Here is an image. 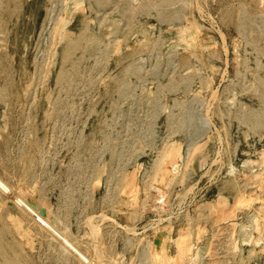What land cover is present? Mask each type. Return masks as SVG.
Returning a JSON list of instances; mask_svg holds the SVG:
<instances>
[{
	"label": "rangeland",
	"instance_id": "1",
	"mask_svg": "<svg viewBox=\"0 0 264 264\" xmlns=\"http://www.w3.org/2000/svg\"><path fill=\"white\" fill-rule=\"evenodd\" d=\"M145 1L103 0L99 7L89 6L88 27L92 39L99 42L101 57L87 63L73 88L63 91V109L46 125L32 120L29 103L36 98L33 88L38 79L32 74L27 84L26 70L29 65L39 70L38 75L46 70L55 47L53 30L63 17L64 4H47L37 34L34 31L27 38L31 44L26 39L20 43L21 53L20 46H13L12 34L0 37V57L16 48V56L29 63L0 103V142H5V159L11 169L10 190H0V218L11 216L15 204L22 208V228L12 219L8 229L16 228L12 240L21 243L31 264H147L148 244L154 239L155 248L167 244L171 256L167 264H264V0H169V6L162 0ZM20 4L23 7L24 2ZM126 12L134 17L143 14L144 20L128 27ZM157 14L163 15L162 22L155 20ZM179 31L199 42L208 65L191 56L190 48L177 44L174 37ZM130 53L132 67L113 74L131 85L128 94L116 105L108 128L91 134V140L84 138L81 132L95 118L99 87L111 72L107 57ZM14 64L6 63L9 68ZM1 78L0 86L12 84L7 76ZM167 82L175 86L173 97L163 99L158 93ZM14 95L22 96L21 100L15 103ZM249 105L256 110L259 123L255 136L239 122L244 123V108L248 110ZM220 111L224 118L237 117L243 126L238 134L225 119L221 121ZM158 120L167 123L155 139ZM38 133L43 137L39 134L38 139ZM32 146L36 148L33 168L23 187L18 173L28 166L24 158ZM79 151L84 164L78 166L73 157ZM166 151L179 153L174 156V170V161L164 157ZM49 189L60 190L62 195L51 197ZM146 193L153 202V206L147 202L150 210L144 206ZM64 194L76 196L73 213L68 215L75 240L69 257L58 245L62 230L41 227L56 211L58 218L63 216ZM179 242L187 249L177 251Z\"/></svg>",
	"mask_w": 264,
	"mask_h": 264
},
{
	"label": "bare ground",
	"instance_id": "2",
	"mask_svg": "<svg viewBox=\"0 0 264 264\" xmlns=\"http://www.w3.org/2000/svg\"><path fill=\"white\" fill-rule=\"evenodd\" d=\"M3 2V0H1ZM55 1H60L62 2V4H64L63 7V17L57 22L56 26L54 27L53 30V36L51 39H54V41L52 40V42H55V47L53 48V46H51L53 49L50 51V55L48 56V60L46 63L47 67L46 70L43 71V73H40L38 75V71L35 67H33L32 65H29V63H27L28 61L21 59L19 56H16V53L14 52L16 50V48L13 50V52H11L12 54L7 55L9 53H7L6 57L3 58L2 53H1V57L2 59H0V75L2 74L7 76L11 81L9 82V84L4 85V86H0V103L3 101L4 98H6L8 96V88L9 86L13 85V83H16V79L18 78V76L26 70V64L27 66L29 65V68L27 67V84H29V79L31 78V75H36L37 79H38V84L35 86V89L33 88V95L36 97L31 99L30 103H29V107H31L33 109V121L39 123L38 125L44 123L45 122H51L54 116L58 117V114L62 111L63 109V105H62V98H63V91L66 89H71L74 86L75 81L77 80V78L79 76H81L85 71H84V67L86 66L87 63L91 62V60L98 61L99 58L101 57V51H100V46H99V42L97 40L92 39L91 35H90V30L89 27L90 25L88 24V17H90L89 15L91 14V12L89 11V6H93V7H99V5L101 4V2H103V0H5L3 2V4L1 3L0 5V37H4V38H8L11 34L13 35V46L17 47L20 46V53H21V45L20 43H22V40L26 39L28 41V36H30L32 34V32L34 33V31L36 32L38 27L40 28L41 26H39L40 24V15L43 14V11L45 9H47V4L50 2H55ZM145 1V0H144ZM165 5H168V3L170 4L169 0H162ZM24 2V5H22L23 7H21L20 3ZM146 2V1H145ZM51 3V4H52ZM104 3V2H103ZM150 4V3H149ZM144 5V4H143ZM169 6V5H168ZM51 7V6H50ZM62 7V6H61ZM84 7V10H83ZM143 8V7H142ZM151 13H154V11H152V9H150ZM169 10V9H168ZM47 11V10H46ZM45 11V13H46ZM148 11V10H147ZM139 12V11H138ZM137 12V13H138ZM149 12V14H151ZM159 12V11H157ZM42 13V14H41ZM127 14V20H126V24L128 27H132L134 25H137L141 22V20L143 21L144 19H142L143 14H141V16L138 17H134L132 16L129 12H126ZM146 14V11H145ZM156 14V13H154ZM153 14V16H154ZM147 16L148 13L146 14ZM45 16V14L43 15ZM152 16V17H153ZM161 14H157L155 17V20H161ZM46 17V16H45ZM151 17V19H152ZM43 18V17H42ZM145 18V17H144ZM169 18V16H168ZM170 18H171V14H170ZM105 19V18H104ZM146 19V18H145ZM150 19V18H149ZM148 19V20H149ZM154 19V17H153ZM166 19V18H165ZM154 20V22H155ZM42 21V20H41ZM44 21V20H43ZM163 20H161L162 22ZM50 22V21H49ZM152 22V23H154ZM42 23V22H41ZM109 23V21H108ZM158 23V22H157ZM46 24V23H45ZM88 24V25H87ZM110 24V23H109ZM108 24V25H109ZM143 24V23H142ZM163 24V23H160ZM165 24V23H164ZM186 24V23H185ZM43 25V23L41 24ZM198 25V24H197ZM89 26V27H88ZM113 27V25H111ZM46 27V25H45ZM110 27V26H109ZM138 27V26H137ZM186 27V26H185ZM197 27V26H195ZM239 28V26H237ZM236 27V28H237ZM136 28V27H135ZM140 28V27H139ZM199 28V26H198ZM130 29V28H128ZM185 29V28H184ZM44 30V29H43ZM92 30V29H91ZM133 31V29H130ZM129 30V31H130ZM141 30V29H140ZM144 30V29H143ZM42 31V30H41ZM142 31V30H141ZM148 31V30H147ZM186 31V30H185ZM234 31H237V29H235ZM133 32H137L136 30ZM139 32V31H138ZM149 32V31H148ZM239 33V31H237ZM112 33V32H110ZM145 33V32H144ZM187 33V32H186ZM237 33V34H238ZM37 34V32H36ZM143 34V33H142ZM133 35V34H132ZM139 35V33L137 34ZM146 36V34H144ZM143 35V36H144ZM152 35V34H151ZM36 36V35H35ZM160 36V35H159ZM11 37V36H10ZM33 37V36H32ZM38 37V36H37ZM51 37V36H50ZM11 38V39H12ZM141 38V37H140ZM160 38V37H159ZM178 40L179 45L183 46L185 49L186 48H190L191 49V53L194 55H191L197 59H199V61L203 62L205 59L202 56V52H201V47L199 45V42L195 39H193V36H188L185 34L184 31H179L176 34V37ZM31 39V37H30ZM35 39V38H34ZM146 39V37H145ZM145 41V40H144ZM6 42H10L9 40ZM29 42V41H28ZM27 42V43H28ZM138 42L140 45V43L142 41H136ZM31 44V42H29ZM144 43V42H143ZM146 43V42H145ZM176 43V41H175ZM29 44V45H30ZM39 44V43H38ZM52 44V43H51ZM137 44V43H136ZM147 44V43H146ZM145 44V45H146ZM137 45V47H138ZM148 45V44H147ZM146 45V46H147ZM155 46H158L155 45ZM174 46V45H173ZM143 47V46H142ZM141 47V48H142ZM149 47V46H148ZM147 47V48H148ZM6 48V47H5ZM18 48V49H19ZM117 48V47H116ZM139 48V50L141 49ZM145 48V49H147ZM36 49V48H35ZM33 48V50H35ZM154 49V48H153ZM163 49V48H162ZM178 49V48H177ZM182 49V48H181ZM180 49V50H181ZM41 50V49H40ZM121 50V49H120ZM1 51V50H0ZM12 51V50H10ZM47 51V50H46ZM138 51V50H137ZM142 51V50H141ZM140 51V52H141ZM162 51V50H161ZM170 51V50H169ZM168 51V52H169ZM172 51V50H171ZM179 51V50H178ZM184 51V50H183ZM182 51V52H183ZM190 51V50H189ZM19 52L17 53V55L19 54ZM126 52V51H125ZM139 52V51H138ZM137 52V53H138ZM139 52V53H140ZM143 52L144 48H143ZM167 52V53H168ZM14 53V54H13ZM25 53V52H24ZM27 53V52H26ZM25 53V54H26ZM29 53V52H28ZM133 53V52H132ZM135 53V52H134ZM138 53V54H139ZM142 53V52H141ZM190 52L186 53L187 54ZM5 54V53H4ZM38 54V53H37ZM123 54V53H122ZM137 54V55H138ZM178 54H180L178 52ZM184 54V53H183ZM21 55V54H20ZM143 55V54H142ZM140 55V56H142ZM165 55V54H164ZM28 56V55H27ZM26 56V57H27ZM37 56V55H36ZM131 53L130 56H123L122 58H115L111 59L110 57H107V64L109 65L111 72L104 77L105 79L102 80L103 84L99 87L100 90V100L97 104H95L94 108H93V113L95 115V118L91 120V122L86 126V128L83 130L84 133L81 132V136H83L84 138H88L89 136L93 133L98 132L97 130L102 131L103 129L101 128H108V120L111 117L116 105L119 103V101L125 97L128 94V89L131 85H125L123 84V82H120L121 79L118 75V78H113V74H119L121 71H125V70H129L132 66H131V61L130 58H132ZM189 56V55H188ZM0 57V58H1ZM18 57V58H17ZM182 57V56H181ZM136 58V57H134ZM184 58V57H183ZM190 59V57H189ZM195 60V59H194ZM8 61H14V67L11 66V68H9L6 63ZM133 61H135L133 59ZM193 61V60H191ZM207 61V59H206ZM204 61L207 64V62ZM106 62V61H105ZM159 62V61H158ZM203 62V63H204ZM17 63V64H16ZM194 63V62H193ZM40 64V63H39ZM45 64V66H46ZM161 64V63H160ZM183 64V63H182ZM188 64V63H186ZM88 65V64H87ZM155 65V64H154ZM192 65V63H191ZM199 65V64H198ZM205 65V64H203ZM134 66V65H133ZM160 65L154 66L156 68H160L158 67ZM198 67V66H197ZM89 68V67H88ZM86 69V68H85ZM90 69V68H89ZM109 69V70H110ZM108 70V71H109ZM132 70V69H131ZM159 70V69H158ZM157 70V71H158ZM134 71V69H133ZM133 71H131L133 73ZM129 72V71H128ZM130 72V73H131ZM136 72V71H135ZM129 73V74H130ZM159 73V72H158ZM135 74V73H133ZM88 75V74H87ZM86 75V76H87ZM1 76V77H2ZM23 76V75H22ZM161 76V75H160ZM0 79H3L1 78ZM20 77V76H19ZM24 78V77H22ZM84 78V77H82ZM195 78V76H194ZM192 77V79H194ZM158 82H163L162 80H160V78H157ZM156 79V80H157ZM202 79V78H201ZM5 80V78H4ZM22 79H20L21 81ZM177 80V78H176ZM181 79H178V82ZM186 80V79H184ZM190 80V79H189ZM196 80V79H194ZM198 80V79H197ZM209 80V79H208ZM188 81V80H187ZM191 81V80H190ZM203 81V79L201 80ZM205 81V78H204ZM203 81V82H204ZM5 82V81H4ZM22 82V81H21ZM157 82V81H156ZM171 82V81H170ZM177 81H174L172 83L176 84ZM182 82V80L180 81V83ZM186 82V81H184ZM189 82V81H188ZM187 82V83H188ZM210 82V81H209ZM35 83V81H34ZM164 83V82H163ZM171 83V84H172ZM205 83V82H204ZM203 83V84H204ZM211 83V82H210ZM26 84V83H25ZM174 84H172L171 86L167 84L168 86H161V83L159 84L162 88L159 91V96L164 99V97L170 96L169 98H172L173 96L171 94H173V89L175 88ZM178 84V83H177ZM191 84V83H190ZM193 84V83H192ZM1 85V83H0ZM34 85V84H33ZM184 85V84H182ZM206 88H208V85L205 83L204 84ZM207 85V86H206ZM210 85V84H209ZM25 87V85L23 86ZM32 86H30L29 88H31ZM53 88L55 91H50L49 88ZM98 86H96L97 88ZM158 87V84H157ZM181 86H179L180 88ZM183 87V86H182ZM160 88V87H159ZM185 88V86H184ZM184 88L182 89V91L184 90ZM205 88V89H206ZM27 89V88H26ZM29 90H32L29 89ZM208 90V89H207ZM10 91V90H9ZM158 91V90H157ZM156 91V92H157ZM178 91V90H177ZM180 91V90H179ZM13 92V91H12ZM22 94V93H21ZM24 95V94H22ZM172 96V97H171ZM177 96V94H176ZM22 97V96H21ZM19 95H14L12 98L16 103V100H21V98ZM159 97V98H160ZM166 98V99H167ZM174 99V98H173ZM123 100V99H122ZM174 100H171V102ZM245 104V103H244ZM239 105V104H238ZM241 105V104H240ZM243 105V104H242ZM18 106V105H17ZM221 106V105H220ZM180 107V106H179ZM222 107V106H221ZM242 107V106H241ZM247 107V105H246ZM62 108V109H59ZM181 109L184 108L183 106L180 107ZM239 108V107H238ZM244 108V107H243ZM221 110V109H220ZM239 110V109H238ZM241 110V109H240ZM245 111H247V113L243 116H245L244 118V123L243 120L239 121L242 122V124L246 125V128L248 129V134H250V136H253L257 127L259 126V123L256 121L255 118V114H256V110L253 107H250V105L248 106V110L244 108ZM243 110V111H244ZM31 111V110H30ZM224 111V110H223ZM222 111V112H223ZM244 111V112H245ZM32 112V111H31ZM30 112V113H31ZM221 112V111H220ZM221 112L220 115V119L221 121L225 119V121H227L228 124H231L230 129L233 130L235 132V134H238V130L239 128L243 127L240 126L241 123H239L237 120H235L234 118H230V117H226L224 118V114ZM3 113V112H2ZM58 113V114H57ZM225 113V112H224ZM218 114V113H217ZM2 116V115H1ZM93 116V115H92ZM174 116V115H171ZM219 115H217L218 117ZM225 116H227L225 114ZM229 116V115H228ZM3 117V116H2ZM1 117V118H2ZM235 117V116H233ZM91 118V117H90ZM90 118L88 119L90 121ZM159 117H157L158 119ZM169 118V117H168ZM167 118V119H168ZM173 118V117H172ZM3 119V118H2ZM155 119V117H154ZM155 119V120H157ZM165 119V118H163ZM166 119V120H167ZM57 120V118H56ZM87 120V121H88ZM159 120H162L159 118ZM156 124L155 128H156V138L158 139V132L161 128V126L164 127V125L166 126L167 121H160ZM169 120V119H168ZM174 120V119H172ZM1 121V120H0ZM224 122V121H223ZM86 123V122H85ZM170 123V122H169ZM172 123V122H171ZM185 123V121H184ZM174 124V123H173ZM171 124V125H173ZM180 126L182 125V123H177ZM176 124V125H177ZM225 124V123H224ZM46 125V124H45ZM84 125V123H83ZM168 126H170L169 124H167ZM185 125V124H184ZM191 125V124H190ZM226 125V124H225ZM177 126V127H180ZM227 126V125H226ZM6 127V126H5ZM4 127V128H5ZM38 127V126H37ZM45 127V126H44ZM81 127V126H80ZM182 127H184L182 125ZM181 127V128H182ZM186 127V126H185ZM184 127V128H185ZM188 127V126H187ZM7 128H10V125H8ZM174 128V127H172ZM180 128V129H181ZM39 129V128H38ZM178 129V128H177ZM245 129V128H243ZM2 130L3 128L0 126V137L2 134ZM79 130V129H78ZM81 131V130H80ZM241 131V129H240ZM246 131V132H247ZM43 133V132H42ZM42 133H38L41 134ZM160 133V132H159ZM80 134V133H79ZM78 134V136H79ZM98 136L101 133H97ZM37 135V136H38ZM40 135L38 136L41 137ZM77 136V137H78ZM88 136V137H87ZM255 136V135H254ZM43 137V136H42ZM81 137V138H83ZM92 139V136L90 137ZM87 139V141H88ZM89 139V140H91ZM85 140V139H84ZM12 142V141H11ZM83 142V141H82ZM7 144V143H6ZM74 148V147H73ZM93 149V148H92ZM96 149V148H95ZM36 148L35 146L32 148H30L29 152H27L25 154V158L24 161L25 163L28 162V166H26L24 169H20V172L18 173L21 184L24 187V183L25 180L28 176V174L31 172L32 168H33V153H36ZM72 150V149H71ZM79 150V149H78ZM91 150V149H90ZM82 151V150H81ZM76 152L74 158L75 163L79 166V164H84V163H80L81 162V156H82V152ZM112 151V150H111ZM110 152V151H109ZM108 152V153H109ZM95 153V152H94ZM111 153V152H110ZM114 153V152H113ZM69 154V153H68ZM91 154V153H90ZM97 154V152H96ZM107 154V153H106ZM179 154L178 151L176 153H172V152H165L164 153V157H168L170 161H174L172 166H173V170L175 169L174 167V163L175 162V158L174 156ZM0 155L3 156V161L0 162V190H5V191H9L11 188V174H10V170L9 166H8V162L6 161V157H7V149L5 147V142H0ZM95 155V154H93ZM113 155V154H112ZM90 156V155H89ZM88 156V157H89ZM92 156V155H91ZM90 156V158H91ZM105 156V154H104ZM68 157V156H67ZM72 157V155H71ZM95 157V156H94ZM188 157V156H187ZM201 157V156H200ZM81 158V159H80ZM93 158V156H92ZM197 158V156L195 157ZM108 159V156H107ZM112 159V158H111ZM167 159V158H166ZM199 159V157L196 159V161ZM202 159V158H200ZM68 160V158H67ZM71 160V159H70ZM69 160V161H70ZM72 161V160H71ZM106 161V160H105ZM110 161V160H109ZM73 162V161H72ZM74 163V164H75ZM107 163H109L107 161ZM199 163V160L198 162ZM75 164V165H76ZM81 166V165H80ZM84 167V166H83ZM162 165L160 164L158 170H162ZM78 168V167H77ZM80 168H78L77 171H79ZM82 170V169H81ZM184 170V169H183ZM167 173V172H166ZM170 173V172H169ZM172 173V172H171ZM174 173V172H173ZM168 174V173H167ZM100 176V175H99ZM173 178V177H172ZM62 179V178H61ZM170 180V179H169ZM125 185V184H124ZM22 187V190L24 191L25 188ZM60 191V190H59ZM58 190L55 189H49V196L56 198L57 196H61L62 193H60ZM65 191V190H64ZM68 191V190H67ZM18 193V192H17ZM147 194V193H146ZM145 194V195H146ZM13 195V194H12ZM14 196V195H13ZM25 196V195H24ZM28 196V195H27ZM56 196V197H55ZM147 197L145 198L144 201V196H143V201H144V206H147V202H151L152 205V198L150 199V196L148 197V194L146 195ZM43 197V196H42ZM44 198V197H43ZM42 198V199H43ZM61 199V198H60ZM63 199V198H62ZM76 200V196L72 195V194H64V201H65V208L63 211H61L62 213V217L57 216V212L60 213L59 211H56V213H54L53 215L47 216L41 223V227L46 230V231H52L55 229H61V239L59 242V246L61 247V250H63V252L69 257L72 255V250H73V246L75 244V240L73 239V236L71 234V228L70 225L68 224L69 221V214L73 213V203ZM151 200V201H149ZM23 203V202H22ZM64 203V202H63ZM14 204V203H13ZM92 204V202H91ZM91 204H88L89 206ZM149 204V203H148ZM21 205V204H20ZM87 205V206H88ZM150 206V205H149ZM153 206V205H152ZM26 207V206H25ZM148 207V206H147ZM151 207V206H150ZM92 208V207H91ZM141 208V207H140ZM145 208V207H144ZM15 210L13 211L11 216L8 217H3L0 218L3 221L4 227L0 228V260L3 262V264H31L30 261L28 260V256L26 255L24 249L21 247V243H19V241H14L12 240V236H14V231L16 232V228H13L12 231L8 229V226H12L11 223H9V220L15 219V225L18 227V229L22 228L21 225V217L24 216V212H22V208L19 209L18 206H16L15 204ZM89 209V208H88ZM148 209L150 210V208L148 207ZM147 209V210H148ZM145 210V209H144ZM144 212V211H143ZM202 212V211H201ZM139 213V212H138ZM205 214V212H203ZM202 213L201 216H205ZM17 214V215H16ZM69 215V216H68ZM140 215V214H139ZM144 215V214H143ZM200 216V215H199ZM17 223V224H16ZM34 223V222H33ZM29 224V223H28ZM26 225V224H25ZM32 225V224H30ZM61 225L63 226L61 228ZM167 226V225H166ZM12 228V227H11ZM167 228V227H166ZM27 230V229H26ZM45 231V232H46ZM157 236V235H156ZM23 237V236H22ZM160 238V237H159ZM157 237V239H159ZM25 240V239H24ZM27 240V239H26ZM156 240V239H154ZM153 240V241H154ZM162 239H160L159 242H161ZM152 241V242H153ZM150 242L149 245V252H148V256H150L148 263L147 264H167V262L169 263L171 256L168 254L167 250V244H163L161 246H159L158 248H155L153 243ZM167 242V240H166ZM158 246V242H156V244ZM78 246V245H77ZM118 246V245H117ZM176 249L178 250H186L187 246L183 244V242H179L176 245ZM122 248H121V252H122ZM114 251V250H112ZM117 251V249H116ZM115 251V252H116ZM132 251V250H131ZM114 252V253H115Z\"/></svg>",
	"mask_w": 264,
	"mask_h": 264
}]
</instances>
